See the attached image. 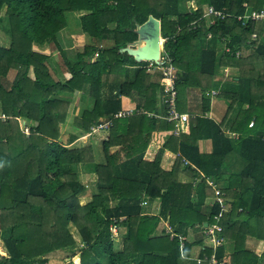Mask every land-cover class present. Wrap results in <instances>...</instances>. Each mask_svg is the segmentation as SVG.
<instances>
[{
  "label": "trees",
  "instance_id": "obj_1",
  "mask_svg": "<svg viewBox=\"0 0 264 264\" xmlns=\"http://www.w3.org/2000/svg\"><path fill=\"white\" fill-rule=\"evenodd\" d=\"M195 3V11L180 12L178 0H0V264H213L203 259L211 254L226 264H260L264 252L247 249L245 241L264 245V19L237 16L246 6L264 8V0ZM207 5L225 13L213 15L208 26L202 15ZM69 11L78 12L91 41L74 60L63 54L69 75L56 76L47 54L33 46H58L55 34ZM149 16L159 20L161 49L177 68V109L188 110L187 87L201 93L200 113H189L152 160L143 157L151 132L173 127L148 114L165 111L166 79H151L147 61L121 49L136 47L137 27ZM208 38L229 50L218 53L205 45ZM212 89L228 100L225 124L204 115ZM74 90L90 100L73 118L81 131L120 110V96L136 101L137 112L115 118L107 129L102 163L92 164L90 145H68L73 135L67 142L59 138L70 105L61 93ZM20 119L29 122L27 132ZM199 139H209L211 149L201 151ZM111 145L118 147L111 152ZM164 149L176 154L168 169L160 165ZM229 155L237 169L225 170ZM80 166L94 177V193L83 194ZM207 177L217 181L223 208L215 200L205 203L214 196ZM143 197L160 198L158 214L143 213ZM160 220L172 235L155 233ZM210 222L220 226L215 233L222 241H231V251L224 253L221 243L192 259L191 246L201 244L204 233L189 240L186 232ZM113 227L124 229L120 249Z\"/></svg>",
  "mask_w": 264,
  "mask_h": 264
},
{
  "label": "crops",
  "instance_id": "obj_2",
  "mask_svg": "<svg viewBox=\"0 0 264 264\" xmlns=\"http://www.w3.org/2000/svg\"><path fill=\"white\" fill-rule=\"evenodd\" d=\"M196 7L197 6L195 3V0H178V9L180 12H193V11H195ZM204 11H205V7L203 8V13H202L203 18H204ZM205 23H206V21H205ZM66 26H68L69 28L71 27V25L69 23H67ZM66 26L64 28L60 29L59 31H57V32H59L58 33L59 35H61L60 32L64 31L65 28H67ZM70 30H73V29L70 28ZM57 32H56V35H57ZM82 33L84 36V32H82ZM59 35L56 36L57 40L59 39ZM209 35L210 34H208V36ZM3 37H5V36L0 34V43L5 44ZM160 37H161V35H160ZM90 41L91 40L88 37L87 43H89ZM85 43L86 42H84V41H82V43H79V44H81L80 45L81 47L77 48V50L75 51V56H76V53L78 51H81L82 46ZM57 44H58V41H57ZM42 45H44V44H42ZM205 45H207V46H213L214 45V48L218 53H220L221 50H224V46H226V44L223 45L222 43L221 44L220 43L214 44L212 41H210L209 38L205 40ZM33 48L38 49V50L46 53L47 54V62H52V61L55 62V60H53L54 58L50 55V51L47 50V47L44 48V46H41V45L40 46L34 45ZM63 49L65 51L64 47H63ZM64 51L61 50L62 53H64ZM66 57H68V56L66 55ZM68 60H70V59H68ZM47 64L49 65V63H47ZM61 69H62L61 67H60V69H58L59 73L61 72L60 71ZM226 69H227L226 67H223V68L217 67L215 72H217V71L223 72V70H224V72H227ZM145 70L148 72V70L146 68H145ZM11 72H12V74H10ZM10 73H9L8 77L12 76L14 71L11 70ZM61 73L62 74H58V75L63 76V77H68V75H69L66 68L62 69ZM149 73L151 74V79L153 78L155 80H160L161 77H160L159 71H157V70L149 71ZM225 76L226 75H224V76L222 75V77H225ZM73 92H75V94H73ZM73 92L61 93V95L63 97H65L66 99L69 100L70 105H69V110H68L65 121L60 124V136H59V138L62 141L67 142L70 140V135H73V138L69 142L68 145L75 146V147H82V146L90 145L92 148V153H93V163L92 164L102 163V162H104V154L102 151L101 142H102V139L104 137L103 136L100 137L97 133L99 131H103V130L107 131L108 128L90 132V131H81L80 129H78V127L75 126V124L73 123V118L75 116H79L82 113V110L86 107V105H88L90 103V100L86 96L82 95L78 90H74ZM216 94H217V89H212L210 92L209 107H208V110H206L204 112V115L212 118L215 122L219 123V122L223 121L225 124L226 121L224 119V116H225V113L227 110V101L228 100H226L225 98H221V97L217 96ZM200 97H201V93H200L199 88L194 87V86L187 87L185 90V98H186V108H188V110L186 109V110H183L182 112H186L188 116L190 115L189 113H191V112H193L194 114L195 113L199 114L200 113V108H199ZM120 104H121L120 110H130L132 112L134 110H137V107L135 105L136 101L134 98L122 95V96H120ZM232 115H233V111L232 112L230 111L226 117H228V116L231 117ZM102 118H105V117H100L99 119H102ZM68 123H69V127H71V129L73 128V130L70 131L65 137H63L61 135L62 134L61 126L63 124L66 125ZM223 129L227 134H228V132H230V131H228L226 126L225 127L223 126ZM165 132H167L166 135H165ZM169 135H170L169 130H167V129L158 128V129L153 130L151 132V138L149 140V143H148V145L144 151V155H143L144 159L152 160L155 157L158 149L165 143V141ZM231 135H232V133H231ZM197 143H198L199 149L203 152L204 151L207 152L211 149V142L209 139H199ZM117 147H118V145H111L109 147V151L113 152ZM175 155L176 154L174 152H172L171 150L164 149V151L161 154V160H160L161 167H163L165 169L170 168L172 163H173ZM233 156L234 155H229L227 157L228 162L224 166L225 170L231 169V165L232 166H235V165L239 166L238 163L233 164V159H234ZM88 164L90 166H92V164H90V163H88ZM81 168H82V166H80L79 171H78L79 172V174H78L79 179L85 184L86 187L88 184L89 185L91 184V187H92L91 190L86 188L85 191L83 192V194L85 195V194L94 193L95 186H96L94 177L90 176L89 172H85ZM206 179H207L208 183L211 181L217 188H219L217 186L218 185L217 181H215V180L212 181L208 177ZM215 197H216L215 195L212 197H206L205 203L207 205L210 204L215 199ZM215 201H218V200L216 199ZM140 204L142 205L143 213H149V214H158L159 213L160 198H158V197L152 198V199H148L146 197H143L140 201ZM166 224H167L166 220H160L158 222L156 228H155V233L161 232L162 229L165 231L166 230L165 229ZM198 234L202 235V228L196 229V230L195 229H188L185 237L189 240H193L196 237H198ZM203 235H202V243L201 244H195V245L191 246L190 252L192 255L191 256L192 259L197 258L200 250L203 249V247H209L211 249H215V247L221 243L222 244L224 243V253H228L231 251V246H232L231 241H229V240H223L222 241V239L218 241L219 235H217V233H215V235H212V236H203ZM77 243H78V241H77ZM258 244H259V241L255 238H252V237H248L247 240L245 241V246L249 250H254ZM81 246H83V245H79V247H81ZM259 249H260V251L258 252V254H260L261 252H264V245H263V247L261 246ZM263 262H264V257H261L259 263L262 264Z\"/></svg>",
  "mask_w": 264,
  "mask_h": 264
},
{
  "label": "built area",
  "instance_id": "obj_3",
  "mask_svg": "<svg viewBox=\"0 0 264 264\" xmlns=\"http://www.w3.org/2000/svg\"><path fill=\"white\" fill-rule=\"evenodd\" d=\"M220 16L223 17L225 15L224 12L215 9L212 5H207L205 7L204 11V19L206 21L207 25H210L213 22L212 16ZM238 19H242L243 21L248 19H264V8H260L258 10L249 8L246 6L245 11L242 15L237 16ZM254 36V35H253ZM163 39L160 37V42L162 44ZM224 50H229V47L226 45L224 46ZM235 55H239L240 50L236 49L234 50ZM147 63L145 65V68L148 71H159L160 76L166 79V82L163 85L162 93H161V100L162 105L165 107V111L163 113H148L149 115L157 116L160 119H164L167 121L173 122L172 129L169 130V134L177 135L179 132V129L183 122H185L188 118V115L186 112L179 111L176 107V94L177 90L175 87V81H176V72L177 68L172 63L171 56L165 53L161 49L160 45V52L159 57L157 60H146ZM138 110H134L133 112H137ZM130 110H118L117 112L113 113L110 117H105L102 119H99L95 124L90 126L89 131H97L101 129H107L113 124V120L117 117L125 116L128 114L133 113ZM252 124V122H249V125ZM25 131L27 132V127L25 128ZM214 187V195L216 196L214 200H218L219 203H221V208H223L224 199L220 196V189L217 188L211 181L209 182ZM220 214H217L215 217L219 216ZM168 229L170 232L171 229L169 228V225H165V229ZM115 227H113V230ZM166 229V230H167ZM220 226L215 222L206 223L204 225V228L202 232L205 234V236H212L215 235V231L219 230ZM171 234V232H170ZM172 235V234H171ZM222 237H218V241L221 240ZM194 259H200L194 258ZM204 260H207L208 262H211L213 264H226L221 261H218L215 259L214 255L211 254L210 256H204Z\"/></svg>",
  "mask_w": 264,
  "mask_h": 264
},
{
  "label": "rangeland",
  "instance_id": "obj_4",
  "mask_svg": "<svg viewBox=\"0 0 264 264\" xmlns=\"http://www.w3.org/2000/svg\"><path fill=\"white\" fill-rule=\"evenodd\" d=\"M66 20H67L66 23H69L71 25L70 28L73 29V30H70V28L68 26H66L67 28H65L64 31L60 32L61 35L58 34L59 32H57V35L55 34V36L59 35V39L57 40L58 41V46H56L53 41H49V42L44 43V45H41V46H44V48L47 47V50L50 51V55L54 58L53 60H55V62L54 61L47 62V63H49V65L48 64L47 65H48L49 69L56 76H59L58 74H62L61 73L62 69H65V65L63 63V54L65 56L67 55L68 59L74 60L75 51L77 50L78 47H81L80 46L81 44H79V43H82V41H84L86 43L88 42V35L86 33H84V36H83V33H82L83 31L81 30V26H80V22H79L78 12L77 11L66 12ZM0 34L5 35L2 31H0ZM110 41L111 40H106L105 43L107 44ZM63 47L65 48V51H64ZM61 50H63L64 53H62ZM59 66L62 68L60 70L61 71L60 73H59V70H58V69H60ZM10 74H12V72ZM73 94H75V92H73ZM20 124L25 129L29 125V122L27 120L25 121L23 119H20ZM72 130H73V128L71 129V127H69V123L66 124V125L63 124L61 126V132H62L61 135L63 137H65ZM106 132L107 131L103 130V131H99L97 134L100 137H102V136L105 137ZM166 134H167V132H165V135ZM228 135H231V132H228ZM237 167H238V165H235V166L231 165V169L232 168L237 169ZM86 188L91 190V188H92L91 184L90 185L88 184ZM69 229H71V225H69ZM167 231H168V229H167ZM70 232L72 233L73 237H75L76 241H78L79 244L77 243V245L78 246L79 245H83V243H82L81 239L79 238V235L77 234L76 230L73 231V229H72V231L70 230ZM123 233H124V229L123 228L117 229V227H116V229H114V230L112 229V237H113V239L115 241V247L118 248V249L121 248V238H122ZM261 246L263 247V245H261ZM257 248H260V247H255L254 250L260 251V249H257ZM61 255H62V251L49 254L50 258L51 257H59Z\"/></svg>",
  "mask_w": 264,
  "mask_h": 264
},
{
  "label": "water",
  "instance_id": "obj_5",
  "mask_svg": "<svg viewBox=\"0 0 264 264\" xmlns=\"http://www.w3.org/2000/svg\"><path fill=\"white\" fill-rule=\"evenodd\" d=\"M138 38L134 42L136 47L121 49L135 55L138 60H157L160 52V24L159 20L149 16L137 27Z\"/></svg>",
  "mask_w": 264,
  "mask_h": 264
}]
</instances>
